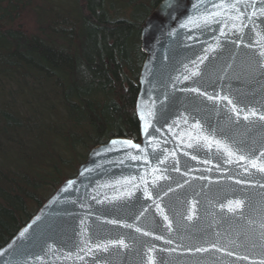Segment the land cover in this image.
I'll list each match as a JSON object with an SVG mask.
<instances>
[{
	"label": "water",
	"instance_id": "1",
	"mask_svg": "<svg viewBox=\"0 0 264 264\" xmlns=\"http://www.w3.org/2000/svg\"><path fill=\"white\" fill-rule=\"evenodd\" d=\"M218 2L160 0L147 14L139 35L145 58L135 101L140 139L112 137L91 147L75 175L63 180L0 247V264H260L264 260V188L260 187L264 173L250 163L264 162L260 155L264 121L237 122L226 100H208L185 90L196 87L208 95L228 96L264 113V68L257 64L261 58L252 49L231 43L240 36L245 43L257 39V32L264 31V18L253 17L256 24L249 23L242 33L224 27L226 38L219 29L224 21L236 23L229 19L234 11L213 18L221 24L205 26L200 20L217 11L212 4ZM190 17L200 27L182 28ZM243 19L248 23L247 16ZM210 46L215 50L209 51ZM205 55L208 59L200 63L198 58ZM194 60L200 75L184 80L190 74L185 68L195 69ZM145 123L151 137H146ZM197 123L199 128L194 127ZM205 136L213 140L211 145ZM123 141L145 147L148 153L164 149L160 159H167L163 164L150 159L149 167L125 155L137 149L125 145L120 151H107ZM224 146L235 155L229 157ZM239 155L247 159L239 161ZM235 200L244 203L237 212H229L227 205ZM117 240H124L127 247L111 246ZM97 243H108V251L93 247L89 252V245Z\"/></svg>",
	"mask_w": 264,
	"mask_h": 264
},
{
	"label": "trees",
	"instance_id": "2",
	"mask_svg": "<svg viewBox=\"0 0 264 264\" xmlns=\"http://www.w3.org/2000/svg\"><path fill=\"white\" fill-rule=\"evenodd\" d=\"M39 1L0 0V247L91 147L140 139V28L160 0Z\"/></svg>",
	"mask_w": 264,
	"mask_h": 264
},
{
	"label": "snow or ice",
	"instance_id": "3",
	"mask_svg": "<svg viewBox=\"0 0 264 264\" xmlns=\"http://www.w3.org/2000/svg\"><path fill=\"white\" fill-rule=\"evenodd\" d=\"M257 0H219L218 3L212 4V7L217 9L215 12H209L207 16H201L200 20L203 21L205 26H210L212 23L216 24H221V20L219 19H213L214 17H220L222 15H228V12L225 10H232L235 12V15H230L229 19L235 21L236 23H232L231 25L227 24V21L223 22V27H221L220 33L222 36H225L227 38V34L224 31V27H227L229 29V32L232 31V29H235L237 33H242L244 28L248 27V24L251 23L253 25L256 24V21L253 19V17H256L257 19L264 18V0H260V6L257 8L256 6ZM251 8L252 11L248 12L247 9ZM247 16V21L248 23H245L243 17ZM190 25H195L196 27H200V24L197 22V19L195 17H190L186 22L181 24L182 28H186L189 31H191V28L189 27ZM253 31H255V28H253ZM247 35V33H245ZM257 39L251 40L247 43L244 42L243 36H240L238 40L231 41V43L235 44L236 47H240L243 45L246 48H250L253 50L255 55H258L261 60L257 61V64L259 67L264 68V31L257 32ZM217 46H219V41H217ZM258 49V51H257ZM215 48L210 46L209 51H214ZM199 62L203 63L206 59H208V56L205 55L203 57H199ZM195 65V69L189 70L185 68V71H188L190 74L185 75L183 77L184 80H189L193 76H199L200 73L196 69L199 68V64L196 63L194 60L192 62ZM179 79V77H177ZM186 91L198 93L201 96H207L208 100H226L228 105H231V112L236 115V121L239 122L240 119H243L245 122L252 123L254 122L253 118L258 119L260 121H264V113H258L255 109L253 108H248L246 106H241L239 102H234L233 99H231L228 96H212L208 95L206 92L201 91L199 88L196 87H190L185 89ZM241 114H243L241 116ZM142 119H145V117L141 116ZM187 120H185V123ZM148 123H145V128L144 131L146 133V137H151L153 135L152 132L148 131ZM194 127L199 128L200 125L199 123L195 124ZM171 129V126H170ZM153 131H158V129H153ZM204 139L208 142L209 145L213 143V140L209 139L207 136L204 137ZM117 141H112L111 144L113 146L117 145ZM219 145V141H215ZM146 144H147V139H146ZM127 146L129 149H137L136 153L132 152H127L125 155L131 156L133 160H142L145 165H148L151 167L150 159L152 161H158L160 164H163L165 160L167 159V156L164 157V159H160V155L165 151L164 149H160L159 152L156 149H153L152 153H148L146 151L145 147L137 146L135 144H132L130 141H123L120 142V147H109L107 151H120L123 146ZM189 147H192L191 144L188 145ZM223 150L227 153L229 157H232L235 155L230 148L227 146H224ZM173 155H175L173 153ZM185 155H188V153H185ZM261 156H264V152L260 153ZM193 159H196V156L192 157ZM239 161H243L247 159V157L243 155H239L237 157ZM258 159V158H257ZM207 162V161H206ZM228 163H231V160L226 161ZM251 167L257 168V170L261 173H264V162L260 163L259 165L255 162V160L251 161ZM153 171H157L156 168L152 169ZM179 171V169H176ZM247 171V169H245ZM237 184L242 183V181L237 180ZM254 186V185H253ZM260 187L264 188V183L260 184ZM170 191L172 190L171 188L169 189ZM147 194V193H146ZM244 201L243 200H235V201H229L227 207L228 211L235 213L237 210L241 208L243 205ZM159 208V205H157ZM221 207H224V205H221ZM242 214V213H241ZM167 219V217H165ZM191 219V217H189ZM112 222V221H110ZM264 227V225H261ZM128 227H131V225H128ZM136 231H140L139 228L136 229ZM23 235V234H22ZM144 235H148L147 232L144 233ZM158 238V237H157ZM119 245L122 248H126L127 244L125 243L124 240H117L111 242V246ZM109 244L106 243L104 245H101L99 243L95 245H89L88 251L91 252L92 248L95 247L96 249H101L103 251H108ZM83 250V249H82ZM197 251H201V249H197ZM231 254V253H229ZM260 264H264V260L260 262Z\"/></svg>",
	"mask_w": 264,
	"mask_h": 264
},
{
	"label": "rangeland",
	"instance_id": "4",
	"mask_svg": "<svg viewBox=\"0 0 264 264\" xmlns=\"http://www.w3.org/2000/svg\"><path fill=\"white\" fill-rule=\"evenodd\" d=\"M64 2V0H61ZM67 0H65L66 2ZM4 3V2H3ZM38 3H40V1L38 0H34V2L32 3V7H34V5H37ZM147 8H140L138 10L135 11V16L138 18H141L145 13H146ZM32 14L33 12L31 11L30 8H26L24 10H22V17L20 19L21 24L25 27V28H30L31 27V21H32Z\"/></svg>",
	"mask_w": 264,
	"mask_h": 264
}]
</instances>
